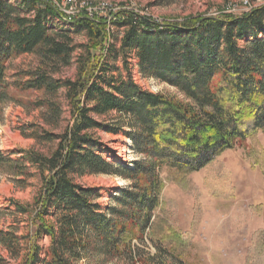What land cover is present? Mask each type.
Wrapping results in <instances>:
<instances>
[{"label": "trees", "instance_id": "1", "mask_svg": "<svg viewBox=\"0 0 264 264\" xmlns=\"http://www.w3.org/2000/svg\"><path fill=\"white\" fill-rule=\"evenodd\" d=\"M21 7L24 15L0 0V103L9 90L7 63L33 54L41 69L17 88L46 95L65 88L72 123L56 137L48 156L27 153L22 161H12L0 152V168L29 164L42 181L30 208L14 203L16 214L28 216L30 233L0 232L9 256L22 258L19 264H78L93 254L106 259L131 255L128 227L148 228L159 204L162 169L182 176L197 173L264 130V5L239 16L164 23L133 12L110 19L82 11L70 25L85 33L87 43L80 46L75 79L64 82L52 76L70 65L75 48L66 33L46 25L50 18L62 20L60 12L40 0H22ZM114 27L123 29L118 48L113 35L110 43ZM130 54L143 78L174 88L184 99L144 91L131 77ZM119 59L126 76L112 69L111 62ZM112 112L126 118L132 130L122 132L94 119ZM97 129L124 133L132 152L144 160L132 167L104 162L91 134ZM43 137L55 140L51 134ZM85 175L117 176L135 184L112 197L104 213L94 190L77 184L76 178ZM143 180L144 188L139 186ZM43 238L50 242L47 248L40 244Z\"/></svg>", "mask_w": 264, "mask_h": 264}, {"label": "rangeland", "instance_id": "2", "mask_svg": "<svg viewBox=\"0 0 264 264\" xmlns=\"http://www.w3.org/2000/svg\"><path fill=\"white\" fill-rule=\"evenodd\" d=\"M4 1L25 14L22 0ZM77 1L84 4L83 11L88 17L99 14L111 19L119 12H133L160 23L179 22L194 16H239L264 5V0ZM46 25L52 31L66 33L75 48L70 65L60 67L53 74V81H72L77 74L80 46L87 43L85 33L78 26L57 19L50 18ZM110 33V43L115 37L118 48L123 29L114 27ZM137 63L130 54L131 77L144 91L184 99L174 88L143 78ZM111 66L126 76L120 59L111 62ZM40 69L41 60L33 54L12 58L5 68L4 82L9 90L0 103V152L12 161H22L27 153L50 155L55 150L56 137L72 123L65 88L53 95L17 88L30 78L29 73ZM94 119L103 126L121 128L122 132L132 130L126 118L113 112ZM91 132L98 139L99 156L104 162L118 160L123 166L132 167L134 162L144 160L132 152L131 142L124 133L98 129ZM45 134L53 135L55 140H45ZM18 171L25 174L20 175ZM160 176L159 204L148 228L140 231L128 227L133 239L131 255L106 259L93 254L78 264H264V130L224 152L197 173L182 176L162 169ZM76 182L94 190L104 213L112 205V197L135 184L110 175H85L76 178ZM41 186L37 170L29 164L26 168H0V232L13 231L18 237L30 233L28 216L16 214L14 203L30 208ZM139 186L144 188V180ZM2 209H9L11 213ZM49 243L43 238L40 244L47 248ZM21 259L11 258L0 243V264H19Z\"/></svg>", "mask_w": 264, "mask_h": 264}, {"label": "built area", "instance_id": "3", "mask_svg": "<svg viewBox=\"0 0 264 264\" xmlns=\"http://www.w3.org/2000/svg\"><path fill=\"white\" fill-rule=\"evenodd\" d=\"M43 3L50 4L58 9L62 16L61 22L70 24L84 10V4L78 3L77 0H40Z\"/></svg>", "mask_w": 264, "mask_h": 264}]
</instances>
